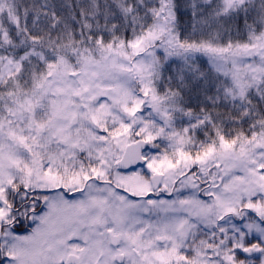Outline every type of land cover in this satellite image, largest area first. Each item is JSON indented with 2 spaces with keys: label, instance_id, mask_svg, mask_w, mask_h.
I'll return each instance as SVG.
<instances>
[{
  "label": "snow or ice",
  "instance_id": "obj_1",
  "mask_svg": "<svg viewBox=\"0 0 264 264\" xmlns=\"http://www.w3.org/2000/svg\"><path fill=\"white\" fill-rule=\"evenodd\" d=\"M0 264H264V0H0Z\"/></svg>",
  "mask_w": 264,
  "mask_h": 264
}]
</instances>
